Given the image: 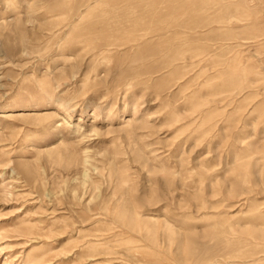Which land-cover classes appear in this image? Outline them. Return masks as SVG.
<instances>
[{"label": "rangeland", "instance_id": "1", "mask_svg": "<svg viewBox=\"0 0 264 264\" xmlns=\"http://www.w3.org/2000/svg\"><path fill=\"white\" fill-rule=\"evenodd\" d=\"M0 264H264V0H0Z\"/></svg>", "mask_w": 264, "mask_h": 264}]
</instances>
